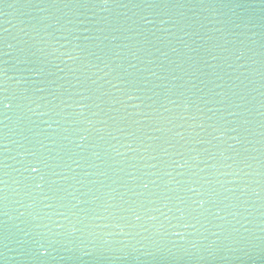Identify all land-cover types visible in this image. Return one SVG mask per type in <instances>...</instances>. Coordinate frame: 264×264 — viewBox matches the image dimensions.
Wrapping results in <instances>:
<instances>
[{
    "label": "water",
    "instance_id": "water-1",
    "mask_svg": "<svg viewBox=\"0 0 264 264\" xmlns=\"http://www.w3.org/2000/svg\"><path fill=\"white\" fill-rule=\"evenodd\" d=\"M0 95V264H264V0H0Z\"/></svg>",
    "mask_w": 264,
    "mask_h": 264
},
{
    "label": "snow or ice",
    "instance_id": "snow-or-ice-1",
    "mask_svg": "<svg viewBox=\"0 0 264 264\" xmlns=\"http://www.w3.org/2000/svg\"><path fill=\"white\" fill-rule=\"evenodd\" d=\"M10 107V101L7 95H0V108L3 110H7ZM43 167H46L45 161L42 159H35L28 165V170L30 173H41V170ZM37 187H40L38 184ZM139 219V217H137ZM36 251L39 256H44L48 252V246L45 244L37 242V248Z\"/></svg>",
    "mask_w": 264,
    "mask_h": 264
}]
</instances>
